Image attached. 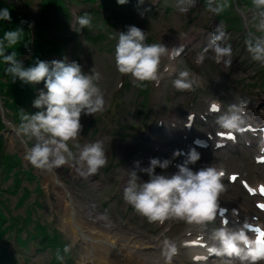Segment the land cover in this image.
I'll list each match as a JSON object with an SVG mask.
<instances>
[{"label": "rangeland", "instance_id": "obj_1", "mask_svg": "<svg viewBox=\"0 0 264 264\" xmlns=\"http://www.w3.org/2000/svg\"><path fill=\"white\" fill-rule=\"evenodd\" d=\"M240 1L243 3V6H252V0ZM98 2L99 0H79V2L73 3L70 8L71 18L68 20L67 28L81 29L76 22L77 18L83 16V12H87L91 18V25L85 28L89 30L90 35L99 33L101 35L99 42L89 41L85 38V34L77 36V57L74 46L72 47L67 42L59 49V56H52L47 60L49 63L54 60L58 61L61 57L60 54L65 55L70 52L72 62L78 63L85 74L99 73V80L96 83L103 93L105 101L104 110L93 115H84L82 113L81 133L75 140L68 142L70 150L77 156L79 153V149L76 147L77 144L82 147L84 144L96 141L103 142L107 163L89 180L79 175L74 161L70 160L69 164L59 168H53L51 171L44 169L34 171L33 169L35 167L24 158L25 153L35 141L34 139L30 140L21 136L28 147L26 149L20 137L13 130V132L10 131L11 129L5 119H11L13 124L16 122L19 126L21 118L25 113L35 114L37 111H40V109L33 107V100L38 96L39 90L43 89L46 92V89H44V85L41 82L36 85L24 84L19 80L13 82L11 76L6 74V65L0 59V95L6 105V111L3 110L4 114L2 112L0 114V161L7 168L13 162L16 164L13 181L12 178H9L8 180L3 179L0 182V198L2 199L4 196L6 200L4 204L8 207L4 221L8 222L9 214L14 216L20 214L23 216L28 206L35 209L32 213L34 222L40 224L44 233H46L47 227L53 228L54 233L57 234L55 239H49L57 255L51 264H83L82 262L87 256L89 261L86 260V264H95L104 255L98 250H92L85 240L71 237V229L63 224L65 220L64 216H70L71 214L79 222V227L90 225L101 227L105 223V218L116 223V226L114 225L116 229L126 227L127 229L134 230L138 235L151 238L159 237L161 241L163 238L168 237L178 242L176 238L181 234L180 229L171 231L169 226L164 227L163 224L146 223L142 219V216L137 215L123 200L124 188L127 186L122 185L123 175H125L127 168L135 161V158L131 155L130 145L136 137L138 138L142 135L137 130L143 129L147 131L151 125L167 123L176 116L179 105V96L174 94L175 92L169 88L165 81L159 82L158 85H155L154 82L150 83L151 81L133 83L130 75L122 77L118 71H115V46L118 42V35L120 32H126L129 26H134L133 20L128 17L134 15L136 11L144 13L147 3L142 4L140 8L134 10L125 9V16H122L118 20L108 19L107 24H105L103 20H105L106 15L101 12L103 9L97 10L99 12L98 16L95 15L94 11L89 10L91 7L98 5ZM47 3L48 0H0V9L7 8L11 15L10 22L0 21V38L3 37V33L7 30H14L18 27L24 30L20 42L10 49L11 53L12 51L16 54L19 53L21 60L18 61L22 62L23 65L24 62L22 60L27 59L32 50L33 29L38 22L40 9L41 7H45ZM183 6L187 7L184 0L182 3ZM228 8V5L225 6V9ZM179 9H172L169 14H166L164 17L161 16L162 23L160 26L164 27L168 24L167 22L174 21L175 16H179L181 12ZM206 9L209 10L207 6ZM148 11L150 14H156L153 9L149 8ZM247 11L250 12V10ZM261 11H264V9H257L255 12L258 13V23L261 19L259 15ZM248 15L250 19H253V15ZM194 19L195 21L192 24L196 28L205 25V22L199 18V15L195 16ZM141 23L147 25L149 23L148 17H141ZM225 25L232 26L229 21H226ZM140 29L146 33L145 43L153 44L154 37L152 34L149 35L148 29ZM248 31L244 27L243 30L226 32V34L228 36L233 33V38L235 37L237 39L236 42L241 40L240 36L242 35L245 36L243 39L248 41L250 40V34H252L250 29ZM236 47L241 51V44H237ZM193 59L194 57L192 55L184 56L185 63ZM36 61L37 59L29 61L28 67L33 66ZM179 62H183V58H179ZM208 64L209 62L206 63L204 71L209 73ZM234 67L237 68V72H231V79L228 78L229 73L226 74L227 78L233 83L234 92L246 96H261L264 98V87L261 88V93L257 91V86L260 84V81L257 78L258 70L256 65H252L251 63L241 64L238 62V65ZM237 79H243L244 82L257 81L253 86L248 88L244 87L243 82L235 83ZM145 89L146 92H144ZM248 90H253V93L248 94ZM216 95H220V93ZM207 96L209 95L203 94L200 98L201 102ZM0 103L3 107L2 102ZM25 103H27L28 107L25 106ZM260 109L264 111V103L260 104ZM143 110L144 112H141ZM11 112L13 113L12 115ZM17 125L15 124V127L19 128ZM122 133L128 134V137L124 141L120 138ZM245 151L244 149L240 150L243 153L242 155H227L226 153L219 152L214 154L213 157L214 159H221V162L227 166H224L227 171H237L241 177L249 178L253 182L264 181V165L259 168L256 167L252 161L253 152L247 156ZM118 156L124 158L120 166L117 165ZM52 171L57 175V178L62 177V179H65V182L67 181L68 184L73 185L78 190V192L76 190L74 191L77 201L74 202V210L69 208L67 212L64 211V206L68 204L64 199V194L60 186L52 178ZM0 173L2 176L4 175L1 170ZM42 175L47 178L49 184L46 183ZM30 177L33 178L29 179ZM97 180L100 181L98 182ZM229 186L232 187L228 195L236 196L239 201H243V197L239 193V190L242 192V189L238 183ZM22 187H28L25 193H23ZM14 188L17 194H10L8 191H12ZM22 193V203H18V197ZM34 202H37V204ZM37 206L38 211L36 209ZM185 226L184 224L183 228ZM26 227L28 228L29 225L26 224ZM9 230H11V226L6 228L5 232ZM43 237H46V235ZM31 239L38 240V237H31ZM11 240L13 238H10L9 241ZM22 243L24 245L25 242L23 241ZM0 245L2 247L4 243L1 242ZM79 246L82 251L84 249V252L81 251L79 253ZM34 247V244L29 246L27 255L30 257V260L27 261L26 257L24 259V261H27L26 264H48L51 253H42L40 252L42 249L35 253L34 259H31ZM65 248H68L67 252H65ZM25 251H27V248H25ZM68 254L71 260L65 261ZM186 258L184 251H181L177 256V259L181 262L186 261Z\"/></svg>", "mask_w": 264, "mask_h": 264}, {"label": "clouds", "instance_id": "obj_2", "mask_svg": "<svg viewBox=\"0 0 264 264\" xmlns=\"http://www.w3.org/2000/svg\"><path fill=\"white\" fill-rule=\"evenodd\" d=\"M124 5L128 0H117ZM143 3V0H140ZM182 4L183 0H179ZM190 5L195 0H189ZM214 0H207L209 11L219 14L224 11L227 0L213 6ZM257 9H264V0H252ZM181 12L188 8L180 7ZM261 19L258 30L264 31V11L259 13ZM0 21H11L7 8L0 9ZM81 29L91 25L88 14L77 18ZM23 29L18 27L7 30L0 38V59L6 65V74L12 81H21L24 84L36 85L44 82V89L39 90L33 100V107L40 109L35 114L25 113L21 118L18 133L34 144L25 153V159L37 169L51 171L69 161H74L79 175L87 178L98 172L107 163L103 142L96 141L84 144L79 149L78 156L69 148L68 142L75 140L81 133V115H93L104 110V97L96 81L99 73L85 74L81 66L76 63L63 61L37 60L33 66L24 67L18 61L16 53L5 55L7 49L17 45L23 35ZM226 37V32L218 26L212 34L209 44L216 54V61L231 55L230 47H222L220 42ZM146 33L136 26H129L126 32H120L115 46V64L122 76H131L133 83L158 80V69L161 57L168 49L162 44H147ZM252 58L264 62V38H257L255 43L246 41ZM207 52V49H205ZM204 53H199L196 62L203 63ZM230 61H226L228 63ZM189 73H179V78L173 81L178 90H188L192 81ZM246 101L241 105L245 106ZM236 109L235 105L230 106ZM216 123L220 128L239 131L243 120L236 111H230L218 117ZM179 150L173 153V159L180 156ZM200 159V154L191 149L183 164L177 165L178 172L172 175L163 174L171 164L169 159L153 158L147 168L141 169L148 176L147 181H141L136 172L130 173L127 186L124 188L123 200L148 223H164L167 220L182 221L187 225L206 226L217 218L218 198L224 191L222 178L224 171L216 167H207L199 171H192L188 165ZM139 167V162H136ZM160 168L162 173H157ZM245 223L239 229H230L223 222L215 228L210 239L215 243L211 251L216 256L235 257L240 264H257L264 260V243L259 239L251 238L245 229ZM162 255L165 264H171L178 252V245L172 239L165 237L162 241ZM68 248H65V252Z\"/></svg>", "mask_w": 264, "mask_h": 264}, {"label": "bare ground", "instance_id": "obj_3", "mask_svg": "<svg viewBox=\"0 0 264 264\" xmlns=\"http://www.w3.org/2000/svg\"><path fill=\"white\" fill-rule=\"evenodd\" d=\"M52 178L59 185V181L56 180L57 175L52 173ZM61 186L66 193L67 197L65 196L64 199L68 204L64 206V211L67 212L69 208L71 210H74L73 208L74 199L71 195H69L68 186L63 181H61ZM64 217L65 220L63 221V224L71 229L72 232V234L70 233L72 235L71 237L81 238L86 242H89L90 247L92 249L98 250L101 254H105V252L106 253L112 252L114 249L110 247L111 245H115L116 247L120 248V249H116L121 251V254L119 256H116L114 264H165V257L162 254L158 253L156 247L152 244L153 242L147 240L144 236L138 235L135 231L125 229L126 227L123 229L121 228L116 229L115 228L116 223H113L111 220L105 218H104L105 223L101 227L96 225L79 227L78 226L79 222L74 218L72 214L70 216H64ZM81 251L82 249L79 251V253H81ZM82 252H84V249ZM125 254L129 257H132V261H130V263H128L129 262L128 257L123 258ZM96 264H98V262ZM171 264H178V263L172 259Z\"/></svg>", "mask_w": 264, "mask_h": 264}, {"label": "trees", "instance_id": "obj_4", "mask_svg": "<svg viewBox=\"0 0 264 264\" xmlns=\"http://www.w3.org/2000/svg\"><path fill=\"white\" fill-rule=\"evenodd\" d=\"M73 2L75 0H69ZM112 3L111 0H101L99 6L103 3ZM115 5L118 6L117 0L115 1ZM96 11V10H95ZM38 23L33 32L32 39V50L29 54V61L32 59H36L35 55L41 56L43 51L48 50L51 53L59 52L62 44L65 42L69 36H65V24L66 20H68L69 7L67 5V0H52L47 8H44L42 13L39 14ZM39 46V48H38ZM77 47H75V54L77 51ZM77 57V54H76ZM7 168V167H6ZM7 176V175H6ZM1 203V202H0ZM5 209L4 205L0 206L1 209ZM2 211V210H1ZM3 212V211H2ZM5 215H2L0 220V227L2 230L8 228V225L3 227ZM0 230V239L4 236L5 231Z\"/></svg>", "mask_w": 264, "mask_h": 264}, {"label": "snow or ice", "instance_id": "obj_5", "mask_svg": "<svg viewBox=\"0 0 264 264\" xmlns=\"http://www.w3.org/2000/svg\"><path fill=\"white\" fill-rule=\"evenodd\" d=\"M213 110H214V111L217 110V109L215 108V106H213ZM231 179L235 180L236 177L233 176V177H231ZM262 191H264V189H262ZM260 207H264V205H261ZM221 212H223V209H221ZM247 226H248V225H247Z\"/></svg>", "mask_w": 264, "mask_h": 264}]
</instances>
